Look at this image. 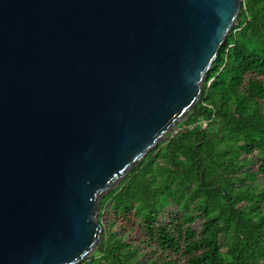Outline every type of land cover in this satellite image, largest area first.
<instances>
[{"label": "water", "instance_id": "95a60500", "mask_svg": "<svg viewBox=\"0 0 264 264\" xmlns=\"http://www.w3.org/2000/svg\"><path fill=\"white\" fill-rule=\"evenodd\" d=\"M243 0H0V264H81L103 198L196 110Z\"/></svg>", "mask_w": 264, "mask_h": 264}, {"label": "trees", "instance_id": "16d2710c", "mask_svg": "<svg viewBox=\"0 0 264 264\" xmlns=\"http://www.w3.org/2000/svg\"><path fill=\"white\" fill-rule=\"evenodd\" d=\"M238 21L179 126L206 125L103 198V239L81 264H264V0H243Z\"/></svg>", "mask_w": 264, "mask_h": 264}, {"label": "built area", "instance_id": "2783aa9c", "mask_svg": "<svg viewBox=\"0 0 264 264\" xmlns=\"http://www.w3.org/2000/svg\"><path fill=\"white\" fill-rule=\"evenodd\" d=\"M204 125H206V118L204 116H200L196 119L195 123L184 124L179 127L177 126L178 128L176 127L177 129H174L172 134L180 132L186 128L193 129L195 128V126H204Z\"/></svg>", "mask_w": 264, "mask_h": 264}, {"label": "rangeland", "instance_id": "374dc122", "mask_svg": "<svg viewBox=\"0 0 264 264\" xmlns=\"http://www.w3.org/2000/svg\"><path fill=\"white\" fill-rule=\"evenodd\" d=\"M183 123V122H182Z\"/></svg>", "mask_w": 264, "mask_h": 264}]
</instances>
